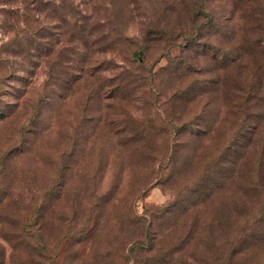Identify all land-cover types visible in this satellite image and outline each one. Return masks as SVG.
<instances>
[{
  "label": "rangeland",
  "instance_id": "rangeland-1",
  "mask_svg": "<svg viewBox=\"0 0 264 264\" xmlns=\"http://www.w3.org/2000/svg\"><path fill=\"white\" fill-rule=\"evenodd\" d=\"M28 1L0 0L6 264H48L27 241L13 261L1 232L5 212L38 205L58 264H264V94L235 78L264 68V0ZM252 119L260 144L239 176L198 193Z\"/></svg>",
  "mask_w": 264,
  "mask_h": 264
},
{
  "label": "trees",
  "instance_id": "trees-1",
  "mask_svg": "<svg viewBox=\"0 0 264 264\" xmlns=\"http://www.w3.org/2000/svg\"><path fill=\"white\" fill-rule=\"evenodd\" d=\"M35 2L36 0L28 1L30 6L32 7L35 6ZM195 22L196 20L193 21V24ZM200 30L202 29L199 25L196 32H192L189 35L185 34V37H186L185 40H187L186 42H189V43L194 42V41L196 42V40L200 38L199 36ZM151 38H154V36H152ZM156 39L157 37L154 38V40ZM148 42L146 43L145 46L152 47V45ZM143 50L149 53V49L143 48ZM224 56H225L224 60L232 59V61H235V60L240 59V56L237 54H233L230 48L226 49ZM247 66H249L247 67V70L245 71L240 70L239 75L235 76V78L238 79L240 82H248V79L253 76V80H255L256 83L254 81V83H252L251 86L249 84L246 86V87L248 86L252 87L254 85L253 89L252 88L249 89L248 91L249 94H252V92H254L256 88H258V91H259L258 94H264V85H263L264 68L260 66L259 67L250 66L248 64ZM94 69H95L94 66H92V68L88 69L87 71H90V73L98 75L97 71ZM23 94H20L18 96V100L16 101V107L22 104ZM107 98L110 99V97H107ZM20 100L21 102H19ZM239 100L240 98H238V101L236 103L231 104L234 106L233 111H236L241 105L243 106L244 103H241V101ZM6 105L7 106L9 105L11 108L8 106L7 108H9V110H7V108L6 107L3 108L2 104L0 103V122H3V123H5L12 115H14V111H15L14 103H12L11 101H8ZM208 122L209 121L202 123V125L198 124L196 125V127H193L195 129V132L193 133L197 134L198 136L202 134H208L209 130L212 129V127L207 126V125L206 127H202L204 124ZM186 126L187 125L185 124L184 126H180L178 128V131H176V133L174 131V133L177 134L179 132L180 134V132L183 133L184 131H187ZM260 127H261L260 123L252 119L247 123V126H244V131H242V133H240L241 131H238V135H236L235 133L233 134V132L229 133L230 136L232 137L230 139V136H229V138L226 139L228 144L222 147L223 149L221 150V152H219L220 155L217 158H212V160L206 162L208 170L215 171L214 172L215 175L211 176L212 179H210L211 181L210 185L197 188L198 193L203 191L204 187H207L208 190H212V189H215L217 186H220L221 184L226 185L228 183L226 182L227 180H229V183H231V181L233 182L234 180H236L234 176L236 174L239 176L240 169L243 168L245 164H247L245 160L246 156L244 155V153L248 151L256 150V148L260 144L259 139H258V136L261 134ZM216 130L217 129L215 128L211 131L214 132ZM192 131L194 130L192 129ZM130 141L131 140H129L127 147L123 148V150L127 153L132 151L135 147V144H132ZM219 147L220 146H218V149ZM170 174L172 176L171 171H170ZM225 189L228 192V197L231 199L229 192H231L232 187H227ZM57 193L59 194V192ZM57 193H56V198L58 199L59 195H57ZM6 199H7V195L5 194L1 195L0 204L6 201ZM36 208L37 209L33 210V213L31 214V216L24 217V218H21V213L19 212V210L16 212H10V213L5 212L6 217L4 218V220L6 221L3 223V226L1 227V232H3L2 236L9 241V244L12 247L11 258L13 261H15V258L18 252L23 255L21 246L22 245L24 246V241H27L26 242L27 244H30V245L32 244L39 249L40 255H45L46 257H48L47 258L48 264H58L56 258L51 256L50 254H47L46 252L47 247H46L45 239H44L45 213H46L45 208L43 207V205H38ZM263 221H264V217H263ZM20 241L21 242L23 241V243H20ZM143 246L144 244H142L141 242L133 245V247H136V248L143 247ZM3 248H4V245L0 243V264H6V256H5V252Z\"/></svg>",
  "mask_w": 264,
  "mask_h": 264
}]
</instances>
